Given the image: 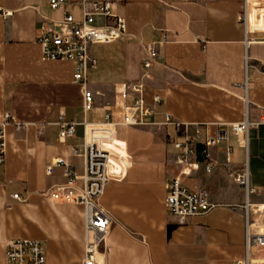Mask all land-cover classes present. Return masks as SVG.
<instances>
[{"label": "crops", "instance_id": "1", "mask_svg": "<svg viewBox=\"0 0 264 264\" xmlns=\"http://www.w3.org/2000/svg\"><path fill=\"white\" fill-rule=\"evenodd\" d=\"M94 1L66 0L53 8L49 0H0V123L6 113L20 123L4 127L0 264H7V242L14 238L40 239L45 264H85L91 235L85 208L47 194L67 181L64 166L51 173L48 166L64 157L82 173L83 158L72 147L83 143L85 122L112 127L107 113L116 123L119 154L111 164L114 177L100 197L113 221L95 264H240L248 257L264 264V248L248 252L246 247V192L232 175L246 168L259 191L251 200L264 204V34L246 43L240 20L244 0H109L126 18V35L89 46L95 63L85 81L95 101L85 111L75 63L44 60L39 38L62 30L67 15L81 21L85 6ZM252 12V22L261 21L262 11L254 7ZM108 23L113 20L96 16L97 25ZM151 43L160 58L146 68ZM137 82L153 113L127 125L118 91L123 83ZM62 116L76 123L75 135L63 141ZM245 120L251 123L246 143L231 128ZM198 130V151L192 156L197 166L188 172L178 163L175 143L186 134L197 137ZM218 130L229 137L210 149L216 165L208 172L200 146ZM174 178L190 190L207 192L212 209L184 219L171 214L165 199Z\"/></svg>", "mask_w": 264, "mask_h": 264}, {"label": "built area", "instance_id": "2", "mask_svg": "<svg viewBox=\"0 0 264 264\" xmlns=\"http://www.w3.org/2000/svg\"><path fill=\"white\" fill-rule=\"evenodd\" d=\"M66 0H49V4L55 8ZM91 7L85 6L84 17L81 21L74 19L72 15H67L63 21V28L60 31L49 30L44 32L39 41L42 47V58L44 60H71L76 65L74 81L82 85L84 110L94 108V92L86 84V72L95 61L89 54V46L93 43H109L124 38L126 35V18L115 12L113 3L109 0H96L90 3ZM256 7L261 10V21L252 22V10ZM7 15L8 11H4ZM109 17L113 23L103 26L96 24V16ZM240 20L244 24L246 31V43H250L254 34H264V0H244L243 9L240 13ZM148 58L145 67L149 68L155 64L160 54L154 44L146 46ZM260 71L264 73V61L260 66ZM143 84L123 83L118 91L120 98L119 106L122 122L127 125L142 123L146 116L153 113L152 108L142 98ZM155 99L160 100L156 95ZM110 114L106 118L112 127H105L102 124H89L85 122L84 141L80 146H73L72 153L83 158V172L78 173L75 166L70 164L64 157H56L48 166L51 173L56 165L64 166L67 181L64 184L53 187L47 194L54 198L64 197L66 200L80 203L85 208L86 230L91 235L87 237L85 247V264H95V256L104 242L113 221L112 215L100 203V197L110 180L114 177L112 173V160L117 158L119 147L116 140L115 122L110 120ZM171 121V116L167 118ZM264 121V114L261 118ZM20 126L16 117L11 113H6L3 122L0 123V162L3 161L5 133L4 127L9 123ZM178 129H181V122H172ZM75 122L67 121L62 116L59 125V139L75 135ZM251 123L245 120L241 123L231 124L233 132L239 135L244 143L247 142L248 131ZM201 131L198 130L197 137L186 134L183 141L175 143L178 149V163L185 166L188 172L196 168L197 162L192 161L199 144ZM228 132L218 130L213 135H207L201 143L200 151L204 158L205 168L210 172L216 165L212 158L210 149L228 140ZM228 155L230 150L227 149ZM230 161V157H227ZM234 180L244 187L246 201L242 208L246 214V247L248 252L255 248H264V204H255L251 198L259 193L250 181V174L246 168L233 172ZM69 189H76V193H71ZM15 198L22 199L20 194H14ZM168 211L184 219L190 216L204 214L212 209L214 204L209 199L207 192L193 191L182 184L179 178H174L168 186L165 199ZM253 214H256L253 216ZM7 264H45L46 249L40 239L14 238L7 242L6 250ZM240 264H253L251 258H247Z\"/></svg>", "mask_w": 264, "mask_h": 264}]
</instances>
